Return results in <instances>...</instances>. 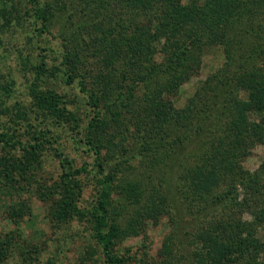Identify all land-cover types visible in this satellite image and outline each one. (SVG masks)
Instances as JSON below:
<instances>
[{
    "label": "trees",
    "instance_id": "trees-1",
    "mask_svg": "<svg viewBox=\"0 0 264 264\" xmlns=\"http://www.w3.org/2000/svg\"><path fill=\"white\" fill-rule=\"evenodd\" d=\"M25 20L27 39H42L44 51L49 37L58 42V63L33 64L19 52L30 73L27 106H7L10 84L0 87V209L16 226L0 233V264L16 253L39 262L40 249L20 240L32 195L54 232L86 217L100 264H129L117 246L164 217L170 194L191 219H174V239L138 263L264 264V156L253 172L242 165L264 146V0H0L6 54L2 33ZM209 47L224 57L206 80L211 91L203 86L177 108L172 94ZM58 85L78 91L76 109ZM70 146L92 163L78 165ZM51 152L60 171L38 184ZM154 167L173 193L146 189ZM88 184L94 200L84 210ZM133 206L136 215L121 222V209Z\"/></svg>",
    "mask_w": 264,
    "mask_h": 264
},
{
    "label": "rangeland",
    "instance_id": "rangeland-1",
    "mask_svg": "<svg viewBox=\"0 0 264 264\" xmlns=\"http://www.w3.org/2000/svg\"><path fill=\"white\" fill-rule=\"evenodd\" d=\"M187 0H185L186 2ZM27 6V5H26ZM258 15L263 12V8L258 9ZM257 15V16H258ZM261 18V16H259ZM21 20H24L23 18ZM137 23H141V20ZM22 27L13 28L6 33H2L1 38L4 41V47L9 51L8 54L5 53L3 47L0 48V87L5 86L6 82L10 84L9 89V98L5 99L7 106L14 102L19 104L29 105L30 97L28 95L27 89V79L30 73L27 72V76L24 75V72L20 69L19 61V52L28 58L31 63H42V57H44L45 64L47 67H51L52 64H57L55 60L54 50H57L59 44L57 41H54L52 37H49L48 43L51 49L46 51L43 50L44 42L42 39L35 38L33 41H29L26 37V26L28 22L25 20L20 23ZM29 41V44L27 42ZM224 61L223 51L220 47H209L205 50L201 65L199 70L192 75L190 80L184 81L177 89L176 93L172 94V102L177 108H181L186 103L187 99L192 96L198 89L205 86L204 91L209 93L212 89V85L206 82L208 77L213 74ZM9 81H12L10 83ZM57 89L61 93H66L69 100H67L66 108L69 110L76 109L78 103L73 104L74 101L79 100V93L77 90H70L63 85H58ZM204 92L202 91L201 94ZM77 94V96H75ZM200 101V100H199ZM3 108V106L1 107ZM8 118V116L3 115L2 118ZM180 130V129H179ZM177 133L178 136H183L189 131ZM61 139L66 142L67 138L63 132H60ZM68 143V142H66ZM69 144L73 145L72 142ZM69 149V156L73 157L78 165L83 163H92L91 158H87L85 153L75 150L71 146ZM264 156V146H255L252 149V154L247 157L242 165L243 167L250 172L255 171ZM44 171L36 174L34 178L35 181H38V184L46 182L50 185L51 181L49 180L50 175H58L59 168L57 160L54 158L53 153H47L43 161ZM153 172L149 173L148 176H151L149 180H146V189L160 192L161 194L173 193L171 190L167 189V184L164 180H161L159 183L157 176L163 178V173L161 168L154 167ZM146 178V174H142L141 171L139 175L135 177L141 179V177ZM167 178V177H164ZM167 180V179H166ZM45 184V183H44ZM149 191V192H150ZM170 200H165L163 204V212L168 210V213L164 217H159L158 222L155 224H148L144 229L134 237L127 238L121 242L117 248L120 253L128 254L131 258L129 264H140L139 260L146 258H156L159 248L162 245L164 238L168 237L169 240L174 239V230L172 222L174 219L177 221H186L188 222L191 217L190 214L187 215L185 209L179 205L176 200H174V195L170 194ZM80 200V209L90 208L92 201L94 200V186L93 184L84 185V190L82 192ZM30 205L32 208V217L30 221H26L28 216L24 218L26 222L20 224L19 230L21 234L20 240L26 241L27 244L32 246H37L40 249L39 262L23 260L19 254H14L6 264H100L101 252L90 233V224L88 219L84 217V220L74 219L70 224L63 226V231H56L52 229L49 225L47 219V210L46 205L39 201L38 197L32 195L30 198ZM122 204V203H121ZM137 207H126L121 209V215L118 219L121 222H124L125 219H129L132 215H136ZM86 212V211H85ZM88 215V213H86ZM142 216V215H141ZM141 216H139L141 218ZM248 217V216H247ZM16 228L8 219H6V214L0 209V233L5 234L9 233ZM258 237L261 240H264V226L259 228ZM27 256V255H25Z\"/></svg>",
    "mask_w": 264,
    "mask_h": 264
}]
</instances>
